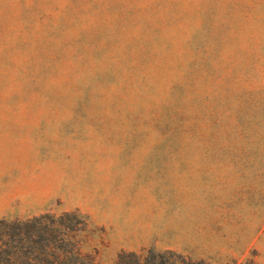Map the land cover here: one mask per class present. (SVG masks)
I'll list each match as a JSON object with an SVG mask.
<instances>
[{
	"label": "rangeland",
	"instance_id": "rangeland-1",
	"mask_svg": "<svg viewBox=\"0 0 264 264\" xmlns=\"http://www.w3.org/2000/svg\"><path fill=\"white\" fill-rule=\"evenodd\" d=\"M62 212L96 264H264V0H0V218Z\"/></svg>",
	"mask_w": 264,
	"mask_h": 264
},
{
	"label": "trees",
	"instance_id": "trees-1",
	"mask_svg": "<svg viewBox=\"0 0 264 264\" xmlns=\"http://www.w3.org/2000/svg\"><path fill=\"white\" fill-rule=\"evenodd\" d=\"M74 212L0 218V264H96L78 248L83 223ZM76 217V218H75ZM115 264H186L172 251L126 252ZM244 264H252L247 262Z\"/></svg>",
	"mask_w": 264,
	"mask_h": 264
}]
</instances>
